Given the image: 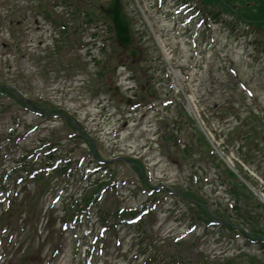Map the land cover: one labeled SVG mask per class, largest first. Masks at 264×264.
I'll use <instances>...</instances> for the list:
<instances>
[{
  "label": "rangeland",
  "instance_id": "rangeland-1",
  "mask_svg": "<svg viewBox=\"0 0 264 264\" xmlns=\"http://www.w3.org/2000/svg\"><path fill=\"white\" fill-rule=\"evenodd\" d=\"M175 2L176 0H164L161 4L160 0H143L141 8L148 12L147 15L154 30L162 35L165 46L173 55V62L177 67L181 66L186 68V71L191 74L190 79L186 82L181 78L179 81L180 86L175 85L176 91L180 88L182 90L178 93L175 104L168 107V109L162 107L161 102L165 99H169V97L165 96V93H168L169 87L162 88L163 82L160 81V85H157L161 91V95L154 100L158 104L157 107L160 109V114L155 115L153 111L146 112L144 107H142L137 112L136 120L129 123L128 129H126L125 125H122L117 129V135H115L116 132L114 128L120 124V122H118L119 120H116L120 116L118 113H120L124 107L128 106L126 104L127 100L125 99L133 96L135 92V88H129L134 87L135 83L130 80L131 72H129L128 68L120 69L119 75L115 76V82L120 88L118 94H114L113 90H110V92H102L104 95L94 96L93 93H90L87 73L77 72L75 76H66L69 72L67 68H71L78 59L82 62H90L89 50H92L95 55L99 54V46L96 48H92L91 46L83 48L74 55V57H67L63 62L56 60V64L64 73L54 74V72H52L50 77L46 79L36 73L35 61L32 58L34 52L50 49L49 44L53 42L51 35L52 30L45 34L35 29H29V32L24 30L25 39L22 40L21 48L23 52L27 54V57L20 59L17 52L7 49L10 52L9 60L6 62L3 56L0 58V67H3L5 72L3 79L9 84L21 86L28 93H35L33 95H50L52 101H55L56 104L61 106L60 108H64L66 112L78 118L87 131L98 138L101 150L106 157L113 158L114 156L122 155L125 156V158L140 160L145 166V172L149 180L154 184L163 182L166 184V187H170L174 190L181 186H189V176H191L192 169H190L191 167H189L188 162L196 164L199 171L198 175H200L202 183L205 181V176L209 177V181L217 180V183H220L217 179L219 173L216 168L210 164L213 162L209 161L207 154H200L197 162L189 156L186 159H182L174 153V148L171 144L162 145L163 142H161V140L158 142L156 132H160L166 121H173V116L177 114L178 104H185L181 93L191 95L197 104L199 100L201 105H206L208 108L213 106L214 101L223 98V94L227 96L232 94L231 90L228 89L232 86V83L231 77L227 74L226 68L224 67L225 62L233 61L242 71L248 70V80H254L258 92L262 93V96H264V60H259V55L254 53L252 45L250 46L249 44L251 36L245 35L243 27L233 30L231 26L220 23L213 25L212 28H209L207 24L201 25L198 28L195 22H193L190 25V29H187V27L179 29V24H184L181 22L177 24V21H181L182 18L174 13L172 9ZM125 3L129 5L131 16L141 33L144 22L143 16L141 18L138 15L141 11L138 8L137 2L133 3L132 0H125ZM195 3L199 5L197 1H195ZM175 17H177V19H175ZM225 18L226 20L224 21H231L229 16ZM104 28L105 27H102L101 34L106 36ZM206 28L209 30L207 29V32L202 33ZM212 37H214L215 40ZM259 39L261 40V37H259ZM40 40H44V43L41 44L42 46H39ZM143 40L147 42L146 47L149 48L151 54L150 58L152 57L155 60L154 63L156 66H150V63L147 62H140L136 64L138 68L133 67V69L135 70V68H137L135 71H138V74L140 71H147L155 80H164L167 77L166 74L159 69L157 70V68L163 67L166 70L164 63L165 58L163 60L160 52L153 45L149 34L143 37ZM153 59L152 61H154ZM3 63H5V65ZM21 70L25 72L24 78L17 77ZM63 75H65V78L68 80L67 82L71 83L69 88L65 85L64 80L61 79ZM171 76L174 79V76ZM145 77L146 75L144 74L141 76L142 79ZM28 80L32 81L34 86H30L27 82ZM82 81L84 82L83 84ZM142 83L143 81L139 82L140 86ZM140 86L137 92H139ZM114 87L115 85L112 88ZM93 88H95V85ZM144 95L149 101L152 100L146 92ZM122 96H124V99L121 101L120 99ZM154 96H157V94H154ZM11 102V98H7L6 100H2L1 98L0 109L2 103L8 104ZM14 109L16 114H19L20 117H18L24 125L25 123H31V121L32 123L42 122V124L34 131L28 132V130H26L18 145H15L13 141L10 144V150H6L2 153V157L0 158V163L4 164L1 166L2 172L4 170L3 167L9 168L3 179L6 180L9 185H14L17 181L16 174L14 178L12 177L10 168L13 167L12 162L18 159L19 153L24 149H34L35 145L38 143L37 140L39 137L42 138L45 135L51 136V130L62 129L64 125L63 121L59 118L48 122L44 117L33 115L30 112L17 109L16 107ZM16 114H0V133L7 132V127L13 124L17 116ZM213 121L217 126H221L222 128L223 123L219 116L213 118ZM102 123L103 125H101ZM105 125H109V128L105 127ZM123 128L124 130L121 131ZM20 129L24 131L25 128L21 126ZM107 132L113 133L107 135ZM58 134L61 135L62 133L54 132V139ZM152 139H154L153 142L157 145L148 147L151 145L149 140ZM71 144L75 145L73 141ZM80 148L81 154L88 152L86 146ZM259 158L260 160L263 159L262 164L264 166V158L261 155ZM113 165L119 170L118 176L123 178L131 177L133 179L139 178L135 168L129 162L121 164L116 163ZM258 179L260 180V185H264V180L262 179V181L260 176H258ZM80 185V181L76 182V184L72 182L70 188L74 190L80 187ZM260 185L255 189L259 195L264 198V188L260 187ZM32 187L33 184L30 183L27 188L30 189ZM214 190H216V192H213ZM58 192L59 190H56V193L52 192L49 194L47 191H43V194H39V191H36L27 198H24L23 193L20 194L21 200L16 201V211L6 216V222L12 225L13 230L17 229L19 238L24 241V247L22 251L17 253H15L14 249L9 248V256L3 264H36V262L37 264H82L79 256L74 253L75 246H71L73 244V231L69 230L68 233H65V237L63 238L60 222L55 224L52 217L54 211V215H57L59 211H62L60 208L63 209L64 206L62 199L57 205L52 206L54 204L52 203L54 196H57V194H59ZM204 192L205 194H210L214 200H220L221 202L228 201V199L226 200V198H223V196L226 195L221 187H217L216 182L207 184ZM35 195H39L38 199L34 198ZM167 196L168 195L165 194L160 198L163 199ZM141 197H144L142 192H140L138 196H132V198H114L106 193V199L104 201L108 200V203L105 206V210L108 208L113 210V207H115L120 211L121 207L126 208L130 204L138 203ZM52 207L54 211L51 209ZM23 210H27V214L23 212ZM43 210H46V212L44 213ZM49 213H51L50 216H48ZM51 219H53L54 222L51 227H49L48 223ZM197 220L201 221L197 216L192 215L189 211V204L179 195H172V197L168 198L167 203L163 200V202L156 207L155 214L148 215L143 219V228L149 233L145 235L146 241L144 240L142 244L138 246L146 250L152 241V243L159 244L160 247H162L161 253L156 251L150 252L149 249L148 253H146V262L144 264H183L184 258L186 257L191 256L195 260L200 261L202 258L205 259V255H209V259L211 260H218L219 256H227L225 252L231 253L238 247H248L243 237L237 240H230V236L225 237L228 235L226 233L223 238V236L218 233V227H212L210 229L211 232L205 233L206 235H200L204 233L205 230V225L201 224L199 228L192 229L194 231L184 238L190 239V241L195 240V244L185 246L182 250L170 244L168 245V249H164V246L170 242L173 236L185 234L190 223ZM34 225H37V229H35ZM115 236L116 233L113 232L112 238L108 241V243L110 241L112 243L108 252L110 255L114 253L113 263L122 264L125 259L132 264H141L139 260H136L138 255L131 253L132 251L124 254L120 249L115 247ZM131 240L130 237L127 238L126 249L131 246ZM256 248V246H253L250 250L255 252ZM163 257L165 260H163Z\"/></svg>",
  "mask_w": 264,
  "mask_h": 264
},
{
  "label": "water",
  "instance_id": "water-1",
  "mask_svg": "<svg viewBox=\"0 0 264 264\" xmlns=\"http://www.w3.org/2000/svg\"><path fill=\"white\" fill-rule=\"evenodd\" d=\"M110 15L117 21L120 22L123 17L122 12L118 6L117 0L113 3L110 9Z\"/></svg>",
  "mask_w": 264,
  "mask_h": 264
}]
</instances>
